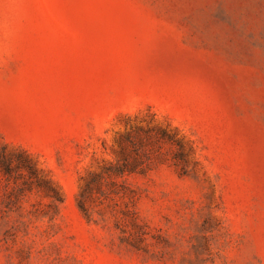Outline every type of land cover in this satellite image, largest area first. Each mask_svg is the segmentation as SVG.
Here are the masks:
<instances>
[{"label":"rangeland","instance_id":"rangeland-1","mask_svg":"<svg viewBox=\"0 0 264 264\" xmlns=\"http://www.w3.org/2000/svg\"><path fill=\"white\" fill-rule=\"evenodd\" d=\"M1 151L0 264H264V0H0Z\"/></svg>","mask_w":264,"mask_h":264},{"label":"trees","instance_id":"trees-1","mask_svg":"<svg viewBox=\"0 0 264 264\" xmlns=\"http://www.w3.org/2000/svg\"><path fill=\"white\" fill-rule=\"evenodd\" d=\"M163 135L165 134L164 132H162ZM17 161V168H23L25 170H28L31 174L34 173V169L33 167L28 163V155H23L20 154V158H16ZM10 162H11V158H6L5 154L3 151L0 152V167L3 168V170L8 173L11 170L10 167ZM109 168L115 169V171L117 173H123L125 171H127L128 169H125V167H123V165H114V166H110ZM40 183V182H39ZM43 184H46L45 182H41ZM60 202H62V198L60 199Z\"/></svg>","mask_w":264,"mask_h":264}]
</instances>
